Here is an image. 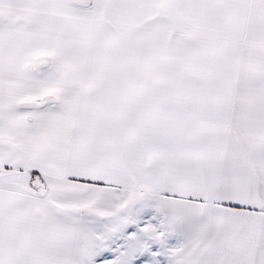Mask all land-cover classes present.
<instances>
[{"label":"snow or ice","instance_id":"snow-or-ice-1","mask_svg":"<svg viewBox=\"0 0 264 264\" xmlns=\"http://www.w3.org/2000/svg\"><path fill=\"white\" fill-rule=\"evenodd\" d=\"M0 264H264V0H0Z\"/></svg>","mask_w":264,"mask_h":264}]
</instances>
